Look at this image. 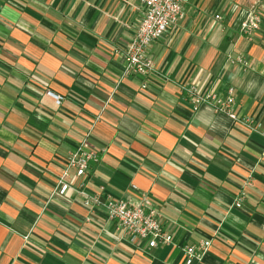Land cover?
I'll use <instances>...</instances> for the list:
<instances>
[{"label": "crops", "instance_id": "obj_1", "mask_svg": "<svg viewBox=\"0 0 264 264\" xmlns=\"http://www.w3.org/2000/svg\"><path fill=\"white\" fill-rule=\"evenodd\" d=\"M142 11L139 0H0V264H185L183 247L200 243L191 264H264V0H188L147 49L154 70L125 75ZM191 89L231 90L236 119L193 111ZM85 137L98 161L82 177L69 169L53 195ZM108 197L147 200L171 243L125 235Z\"/></svg>", "mask_w": 264, "mask_h": 264}, {"label": "built area", "instance_id": "obj_2", "mask_svg": "<svg viewBox=\"0 0 264 264\" xmlns=\"http://www.w3.org/2000/svg\"><path fill=\"white\" fill-rule=\"evenodd\" d=\"M188 0H139L143 7L141 20L135 30L134 36L127 46L124 54L125 75H147L154 70L153 62L147 55V49L157 40L161 39L169 27L175 25L184 16V6ZM257 18L250 15L242 24L241 29L245 33H252L258 29ZM192 95V110L197 111L202 104L212 105L218 112L226 114L231 120L236 119L232 111L234 98L231 90L222 99L215 94H197L195 89L189 90ZM47 95L52 97L55 104L59 105L63 97L47 91ZM259 125L256 126V129ZM87 137V136H86ZM84 138L78 147L67 156V164L63 173L60 175L53 195H63L68 189L64 182L67 171L72 169L77 177L85 175L91 164L99 159V151L93 149ZM264 156V151L262 153ZM98 202L97 197L84 200L86 207ZM108 219L117 223L125 235L134 240L144 241L148 249H155L162 245L171 243V235L165 231L162 221L147 200L133 204L124 199H106ZM242 198L240 197L234 204L240 208ZM207 243L187 245L183 247L185 264H191L194 260H199L202 253L206 250Z\"/></svg>", "mask_w": 264, "mask_h": 264}]
</instances>
